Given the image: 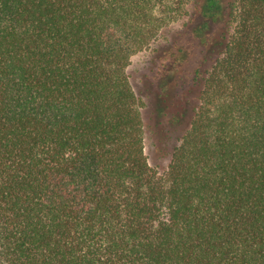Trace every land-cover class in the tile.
I'll list each match as a JSON object with an SVG mask.
<instances>
[{"label":"trees","instance_id":"obj_1","mask_svg":"<svg viewBox=\"0 0 264 264\" xmlns=\"http://www.w3.org/2000/svg\"><path fill=\"white\" fill-rule=\"evenodd\" d=\"M201 4L0 0V264H264V0ZM194 10L222 31L151 106L132 59Z\"/></svg>","mask_w":264,"mask_h":264},{"label":"rangeland","instance_id":"obj_2","mask_svg":"<svg viewBox=\"0 0 264 264\" xmlns=\"http://www.w3.org/2000/svg\"><path fill=\"white\" fill-rule=\"evenodd\" d=\"M200 1L203 7V0ZM221 31V24L206 19L198 10L192 11L190 17L166 29L150 49L133 57L129 72L135 89L151 106L155 98L165 97L172 102L191 88L194 90L196 70L208 46ZM165 106L170 111L171 104ZM145 146L151 164L165 169L168 159L157 152L149 134Z\"/></svg>","mask_w":264,"mask_h":264}]
</instances>
